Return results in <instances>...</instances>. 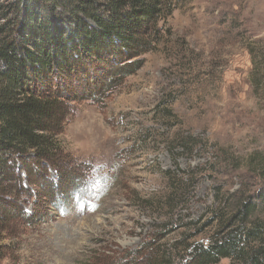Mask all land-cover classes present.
Here are the masks:
<instances>
[{"label":"rangeland","instance_id":"obj_1","mask_svg":"<svg viewBox=\"0 0 264 264\" xmlns=\"http://www.w3.org/2000/svg\"><path fill=\"white\" fill-rule=\"evenodd\" d=\"M10 1L0 0V26ZM160 9L139 34L145 45L73 73V87L97 94L77 93L60 162L31 175L61 176L74 190L55 206L26 179L30 192L8 194L16 207L3 212L0 264H122L147 243L179 264L263 190L248 160L264 153V66L250 53L264 46V0H162Z\"/></svg>","mask_w":264,"mask_h":264},{"label":"trees","instance_id":"obj_2","mask_svg":"<svg viewBox=\"0 0 264 264\" xmlns=\"http://www.w3.org/2000/svg\"><path fill=\"white\" fill-rule=\"evenodd\" d=\"M161 2L11 0L4 4L3 12L10 13H3L8 19L0 26V237L7 221L3 212L16 207L8 194L30 192L24 179L46 186L41 195L53 206L60 195L72 193V182L63 177L44 183L42 177L32 178L31 172L40 165L47 171V166L60 162L63 149L58 135L77 93L97 94L85 86L73 87V73L106 53L116 56L145 45L139 34L144 23L161 12ZM250 53L257 69L264 66V46H251ZM248 161L251 172L264 180V153L256 152ZM20 169H26L24 177ZM262 189L237 202L229 221L210 242L189 245L179 264H218L223 258L231 259V264H264V214H257L264 202ZM174 253L147 243L126 254L139 256V261L122 264H174Z\"/></svg>","mask_w":264,"mask_h":264}]
</instances>
